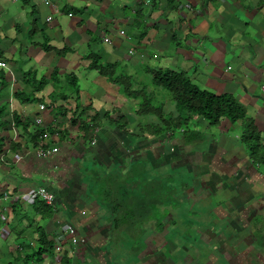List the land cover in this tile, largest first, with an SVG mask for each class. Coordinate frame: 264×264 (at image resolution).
<instances>
[{
	"label": "crops",
	"instance_id": "crops-1",
	"mask_svg": "<svg viewBox=\"0 0 264 264\" xmlns=\"http://www.w3.org/2000/svg\"><path fill=\"white\" fill-rule=\"evenodd\" d=\"M147 1L0 0V196L11 197L0 204V264H23L40 229L55 247L31 264H264V170L225 135L233 125L221 124L218 141L201 118L185 135L204 133L202 141L153 137L129 123L141 118L140 98L89 69L88 57L115 64L133 89L148 90L151 69H169L231 94L264 144V0ZM81 115L91 130L72 123ZM40 128L42 145L59 149L49 158L36 155ZM170 166L195 175L183 188L178 177L173 192L201 211L191 220L168 204ZM41 187L55 196L50 214ZM67 225L79 241L59 248Z\"/></svg>",
	"mask_w": 264,
	"mask_h": 264
},
{
	"label": "trees",
	"instance_id": "trees-1",
	"mask_svg": "<svg viewBox=\"0 0 264 264\" xmlns=\"http://www.w3.org/2000/svg\"><path fill=\"white\" fill-rule=\"evenodd\" d=\"M149 1V0H148ZM139 19V18H138ZM141 20V19H139ZM47 50L50 47H45ZM57 53H63L58 51ZM92 63L89 69H96L98 73L107 78L113 84H118L122 87V92L129 98H140L137 115L147 116L151 115L157 119V122L147 124L152 131L153 137H162L171 132L174 136L175 131L183 132L184 134L190 131L191 126L196 122V119L201 118L207 122L208 127H220L224 121H228L231 125L238 124L241 127L240 140L242 145L247 149L252 162L264 170V144L262 142L261 133L256 126L254 120L248 118L246 108L238 102V100L231 94H215L207 90H202L196 86L184 73L175 72L172 70L151 69L149 74L152 78V83L156 88L164 89L171 95V100L178 110L176 113L166 114L165 104L159 103L153 105V94L149 93L147 89L138 88L133 89V79L126 75H116V66L102 64L98 57L88 56ZM75 78V76H71ZM26 81L33 83L36 90H40L45 82H35L30 80V76ZM25 101H29L26 98ZM151 112H150V111ZM0 109V115L3 113ZM80 123V130H91L92 126L89 122L85 124L83 116L73 119L72 123ZM17 125L26 124L21 118L16 117ZM144 127H142L143 129ZM47 129H37L32 134V139L35 144L44 141V136ZM191 133V132H190ZM193 133V132H192ZM87 137V133L85 135ZM191 137H188L190 141ZM204 136L197 134L191 142L202 141ZM41 145V146H40ZM40 147L46 148L45 145L40 144ZM4 153V145L0 141V157ZM170 192V187H168ZM45 209L54 210L52 207L41 203ZM55 211V210H54ZM53 211V212H54ZM52 212V213H53ZM39 239L37 241L38 248L33 254H25L22 261L23 264H31L32 262H40L42 256L53 252L54 243L49 241L47 234L42 230H38Z\"/></svg>",
	"mask_w": 264,
	"mask_h": 264
},
{
	"label": "rangeland",
	"instance_id": "rangeland-1",
	"mask_svg": "<svg viewBox=\"0 0 264 264\" xmlns=\"http://www.w3.org/2000/svg\"><path fill=\"white\" fill-rule=\"evenodd\" d=\"M143 75L145 77L149 78V82H148V80H146L145 81L146 83L144 85H148V90L150 92H152V94H153V100H152L153 105H157L159 103H162V104L164 103L166 105L165 106V109H166V112H167L166 114H168V113H176L178 110L176 109V106L174 105V103L171 100L170 93H168L164 89L156 88L153 85V83L151 82V80H150L151 79L150 78V75H146V74H143ZM130 117H132V116H130ZM136 117L137 116L135 115L132 118H129L130 119L129 123L132 126L140 124V125H142V127H145L144 125L157 122V119L155 117L151 116V115L140 116L141 117L140 119H137L138 117L137 118ZM136 120L138 121V123H137ZM207 129H208L209 133H211L213 135V137L215 138V140L218 141V139H220V137L222 135L221 134V128L220 127H211V128L209 127ZM176 133H177V136L178 137H180V136L193 137V136H196L197 135L196 132H193V133H190V134L188 133L186 135L185 134L181 135V133H183V132H178L177 131ZM143 134L144 133H142V135ZM202 134L204 135V137L206 136L204 133H202ZM241 134H242L241 127L238 124L233 125L231 127V130L228 131L227 133H225V135L227 137L231 138V140L234 143L242 145V142L240 140ZM212 135H210V137L213 139ZM168 171H169L168 174L170 175L169 178H168L169 180L167 178H165V176H163V180H164V183L169 181L168 183H169V187H170V192H169L170 202L168 204H169V206L171 208H173V212L175 214H177V213H180V212L189 211V216H187V217H189L188 220H191L194 216H199L200 215L199 213L201 212L200 210H199V212H197V209H192L191 206H190V202H188L187 200H186V202L177 201L175 199V196H174L175 194H173L174 190H177V187H178V192L181 190V186L178 184V177H180L182 174L184 175V177H183L184 180L183 181H185L186 184L182 186V188H183L184 186H186L188 184L192 185L190 182L192 181V178H195L194 173H190L191 175H189V168L188 167L181 168V170H179L177 172H174L172 170L171 166H170V167H168ZM152 185L156 188V190H158V194H160V191H161L160 184H157V183L153 182ZM198 188L199 187L196 188V192L199 191ZM181 199H183V198L181 197ZM196 199L197 198H194L193 200H196ZM199 203H201V202H198L197 203V206H200ZM175 219L178 220L177 217H175ZM174 228H176V227H172V229H174ZM192 237H193L192 236V233H187L185 235V238L188 239V240H191ZM192 241L193 240L188 241V243L191 244ZM175 254L176 253H173L172 251L169 250V252H168V255L169 256L168 257L169 258H173V257L177 256Z\"/></svg>",
	"mask_w": 264,
	"mask_h": 264
},
{
	"label": "built area",
	"instance_id": "built-area-1",
	"mask_svg": "<svg viewBox=\"0 0 264 264\" xmlns=\"http://www.w3.org/2000/svg\"><path fill=\"white\" fill-rule=\"evenodd\" d=\"M42 1L46 5L50 4V0H42ZM149 2L150 1H147V3H149ZM51 20H52V17L47 18L48 22ZM124 33H125L124 31H121V34H124ZM106 41L109 42V39H107ZM0 67L7 68V65L3 61H0ZM36 122L38 124H41L42 119L37 118ZM44 137H46V135ZM58 151H59V149L56 147H51V148L40 147V148L36 149V155L38 157H42V158H49L52 156V154H55ZM36 194L46 205H48V206L52 207L54 210H56L55 196L51 192H49L47 189L41 187V188H38ZM8 200H11L10 195L4 194V195L0 196V204H2L5 201H8ZM78 241L79 240L77 238V233H76L75 227H73L72 225H67L64 227V233H62V236L58 238L57 246L59 248L62 247V244L64 242H69L70 244L75 245L78 243Z\"/></svg>",
	"mask_w": 264,
	"mask_h": 264
},
{
	"label": "flooded vegetation",
	"instance_id": "flooded-vegetation-1",
	"mask_svg": "<svg viewBox=\"0 0 264 264\" xmlns=\"http://www.w3.org/2000/svg\"><path fill=\"white\" fill-rule=\"evenodd\" d=\"M173 238H174L173 242H175V241H176V240H175V239H176V236H175V237H173Z\"/></svg>",
	"mask_w": 264,
	"mask_h": 264
}]
</instances>
